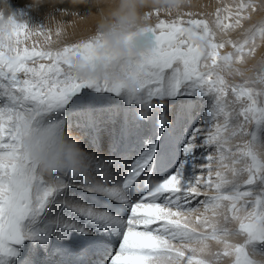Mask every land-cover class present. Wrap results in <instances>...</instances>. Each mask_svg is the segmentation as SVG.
Returning <instances> with one entry per match:
<instances>
[{"label": "snow or ice", "instance_id": "obj_1", "mask_svg": "<svg viewBox=\"0 0 264 264\" xmlns=\"http://www.w3.org/2000/svg\"><path fill=\"white\" fill-rule=\"evenodd\" d=\"M50 7L90 10L71 0L28 10ZM153 14L150 54L119 82L72 74L74 61L92 63L98 39L54 47L63 26L0 17V264H261L264 0ZM133 84L167 99L166 127L143 131L139 101L123 95ZM46 129L107 141V154L94 153L108 178L40 173L23 137Z\"/></svg>", "mask_w": 264, "mask_h": 264}, {"label": "clouds", "instance_id": "obj_2", "mask_svg": "<svg viewBox=\"0 0 264 264\" xmlns=\"http://www.w3.org/2000/svg\"><path fill=\"white\" fill-rule=\"evenodd\" d=\"M45 2L28 0L24 7L35 11ZM71 3H87L97 8L95 32L90 37L100 42L89 66L83 67L79 60L74 61V78L80 82H119L131 80L137 61L144 60L154 46L150 31L154 11L177 16L183 13V7L191 0H71ZM0 17L5 18V23L17 19L11 0H0ZM123 95L125 98L133 96L139 101H134L138 119L148 121L154 110L161 108L156 118L157 125L166 127L171 122L167 99H148L145 90L136 84L126 89ZM23 144L39 172L46 176L59 175L72 180L82 178L95 181L96 186L108 178L107 171L96 175V154L85 148L82 140L77 141L56 129L27 134L23 137ZM261 264H264V259H261Z\"/></svg>", "mask_w": 264, "mask_h": 264}, {"label": "rangeland", "instance_id": "obj_3", "mask_svg": "<svg viewBox=\"0 0 264 264\" xmlns=\"http://www.w3.org/2000/svg\"><path fill=\"white\" fill-rule=\"evenodd\" d=\"M232 2V0H191V3L185 5L183 7V12H187V11H203V12H213L215 10V7L218 6L221 3H230ZM90 9H92L90 7ZM96 10V9H95ZM16 12H25L30 14L29 10L27 8H21V7H17V9H15ZM96 11H88L83 17L80 16H68L66 14H61L60 12H56L55 14H51V15H39L37 14L36 16H34L33 14V18L31 19H36L35 22L31 21L30 19V23L35 26L40 24H43L46 27H49L51 29H53V32L55 31L56 27L58 25L63 26L64 30H66L67 32H69V36L67 37L68 39H65L62 37V35L60 37H56L53 36V38L57 41L62 40V42L69 40V44L70 43H74V42H78L81 39H86L88 37H90L92 34H94L95 32V27H96ZM88 17H91L90 19L93 18V20H89ZM161 19H171V18H175V15L172 16H167L163 13H161L160 16ZM259 18V17H258ZM39 20V21H38ZM155 21V18L153 20V22ZM46 22L48 24H46ZM88 23H91L93 25L90 26L89 28L86 26ZM235 35V34H233ZM40 39L42 41L43 38H37ZM59 46H62L61 44ZM261 55H264V48L258 49L257 51V56L255 58V60H259ZM255 61H253L254 63ZM229 79H233V78H229ZM236 80V82H241L240 78H234ZM157 115L158 113H156L155 111L152 114V117L150 120L148 121H144V125H143V131L144 132H151L153 125H155L157 123ZM168 115L171 117L172 119V112H169ZM151 124V125H148ZM84 144L86 146H84L85 148H87L89 151L91 152H97L99 149V152H102L104 154H107V149H108V142L104 141L102 142L103 145H101V147L97 146L94 143H90L88 142L87 139L83 140ZM101 143V144H102ZM105 144V145H104ZM95 146V147H94ZM92 148V150H91ZM96 148V150L94 149ZM95 150V151H94ZM104 150V151H103ZM106 151V152H105Z\"/></svg>", "mask_w": 264, "mask_h": 264}, {"label": "bare ground", "instance_id": "obj_4", "mask_svg": "<svg viewBox=\"0 0 264 264\" xmlns=\"http://www.w3.org/2000/svg\"><path fill=\"white\" fill-rule=\"evenodd\" d=\"M28 2V0H11V3H12V5L14 6V10L15 9H17V7H21V8H25L24 7V5L26 4ZM48 2H49V4L50 5H52V4H55V5H67V4H69V0H48ZM90 7L92 8V9H90V11H96L97 10V8L95 7V6H92L91 4H90ZM96 9V10H95ZM56 12H58V11H54L51 7L50 8H48V9H46L44 12H39V13H36V12H33V13H31L30 12V16H31V18H33L34 16H36L37 14H39V15H51V14H55ZM33 14H34V16H33ZM89 18V20H93V18L92 19H90L91 17H88ZM31 21H33V22H35L36 21V19H31ZM39 21V20H38ZM46 24H48L47 22H46ZM38 25H39V22H38ZM94 25V24H93ZM93 25L91 24V23H88L86 26L89 28L90 26H92L93 27ZM62 37L63 38H65V39H68L67 37L69 36V32H67L66 30H64L63 32H62ZM53 36H55V35H53ZM65 39H62V40H65ZM53 40H55L54 38H53ZM62 40H59V41H57V40H55V41H57V44L56 45H53L54 47L55 46H59L60 44L61 45H64V44H69V40H66V41H64V42H62L61 43V41ZM148 125H151V124H148ZM83 142V141H82ZM89 142V141H88ZM86 144V143H85ZM84 144V142H83V145L84 146H86ZM92 144V143H91ZM95 144V143H94ZM101 145H103V143L101 144ZM101 145H99V147H101ZM105 145V144H104ZM87 147V146H86ZM95 147V146H94ZM108 147V146H107ZM88 148V147H87ZM102 148V147H101ZM95 150H96V148H94ZM91 150H92V148H91ZM94 150V151H95ZM97 150H99V149H97ZM108 150V149H107ZM104 151V150H103ZM96 152V151H95ZM106 152V151H105Z\"/></svg>", "mask_w": 264, "mask_h": 264}]
</instances>
